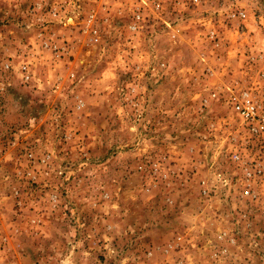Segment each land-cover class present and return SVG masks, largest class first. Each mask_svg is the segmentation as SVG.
Wrapping results in <instances>:
<instances>
[{
    "label": "rangeland",
    "instance_id": "rangeland-1",
    "mask_svg": "<svg viewBox=\"0 0 264 264\" xmlns=\"http://www.w3.org/2000/svg\"><path fill=\"white\" fill-rule=\"evenodd\" d=\"M259 240L264 0H0V264H264Z\"/></svg>",
    "mask_w": 264,
    "mask_h": 264
},
{
    "label": "built area",
    "instance_id": "built-area-1",
    "mask_svg": "<svg viewBox=\"0 0 264 264\" xmlns=\"http://www.w3.org/2000/svg\"><path fill=\"white\" fill-rule=\"evenodd\" d=\"M237 108L240 110V112L245 116L246 118H253L255 114V105L254 103L247 102L246 104H240L237 106Z\"/></svg>",
    "mask_w": 264,
    "mask_h": 264
},
{
    "label": "crops",
    "instance_id": "crops-1",
    "mask_svg": "<svg viewBox=\"0 0 264 264\" xmlns=\"http://www.w3.org/2000/svg\"><path fill=\"white\" fill-rule=\"evenodd\" d=\"M255 248L258 251V255L260 259H264V254L262 251H264V241L263 240H259L258 242L255 241Z\"/></svg>",
    "mask_w": 264,
    "mask_h": 264
}]
</instances>
